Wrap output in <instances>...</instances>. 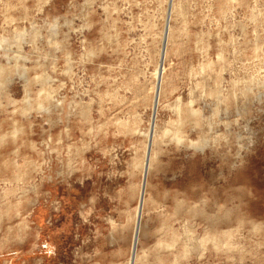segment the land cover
Wrapping results in <instances>:
<instances>
[{
  "label": "rangeland",
  "instance_id": "rangeland-1",
  "mask_svg": "<svg viewBox=\"0 0 264 264\" xmlns=\"http://www.w3.org/2000/svg\"><path fill=\"white\" fill-rule=\"evenodd\" d=\"M0 76V264H264V0H0Z\"/></svg>",
  "mask_w": 264,
  "mask_h": 264
},
{
  "label": "bare ground",
  "instance_id": "bare-ground-1",
  "mask_svg": "<svg viewBox=\"0 0 264 264\" xmlns=\"http://www.w3.org/2000/svg\"><path fill=\"white\" fill-rule=\"evenodd\" d=\"M34 30H35V29H34ZM13 37H14V36H13ZM33 37H34V36H33ZM15 39H17L16 36H15ZM19 39H20V38H19ZM17 41H18V39H17ZM16 45H17V44H16ZM6 46H7V45H6ZM4 48H5V47H4ZM8 73H9V72H8ZM0 77H1V76H0ZM38 92H39V91H38ZM29 105H30V104H29ZM39 106H40V105H39Z\"/></svg>",
  "mask_w": 264,
  "mask_h": 264
}]
</instances>
